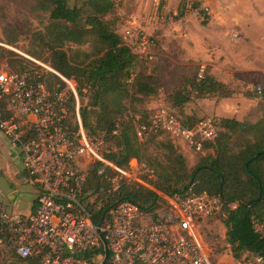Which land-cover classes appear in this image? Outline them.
<instances>
[{"label":"built area","instance_id":"built-area-1","mask_svg":"<svg viewBox=\"0 0 264 264\" xmlns=\"http://www.w3.org/2000/svg\"><path fill=\"white\" fill-rule=\"evenodd\" d=\"M155 2L160 21L177 16L178 10L160 15L167 0ZM186 6L201 21L208 18L205 7ZM120 30L122 40L134 52L152 58V42L143 23L127 20ZM230 38L236 42L240 35L232 31ZM28 58L40 67L21 71L0 67V132L18 148L26 180L38 188V194L28 214L12 212L0 201V247L7 245L20 258L38 249L42 264H92L84 255L99 247L103 252L107 249L108 264H217L197 235L195 223L224 216V200L218 194L196 191L192 185L182 192H157L166 204L154 217L143 214L132 201L120 199L110 208L105 224L92 221V212L83 201L91 163H97L96 175L107 182L108 192L127 182L151 188L148 180L154 170L136 158L125 166L107 159L103 135L90 137L82 127L75 83L48 64ZM43 72L54 74L63 85L49 86ZM202 73L201 67L197 76ZM255 91L263 93L259 86ZM70 96L74 100L71 120ZM133 127L138 139L158 133L201 153L204 142L213 140L219 129L211 116L184 127L164 104L150 109L143 120H135ZM251 222L254 231L264 235L263 224L253 218ZM97 257L96 264H101L104 254ZM241 263L264 264V256L250 254Z\"/></svg>","mask_w":264,"mask_h":264},{"label":"trees","instance_id":"trees-1","mask_svg":"<svg viewBox=\"0 0 264 264\" xmlns=\"http://www.w3.org/2000/svg\"><path fill=\"white\" fill-rule=\"evenodd\" d=\"M68 1L33 0L35 9L47 13V24L43 30L34 32L37 41L47 50L46 64L75 83L82 127L90 137L103 135L107 150L104 156L120 166H125L130 158L143 161L147 149L143 139L161 134L136 138L133 122L143 120L149 110L143 113L132 111L125 100L133 96L153 95L159 81L152 72L136 69L142 57L116 32L115 0H75L72 4ZM191 5L199 7L201 3L193 0ZM177 10L179 17L183 7L178 5ZM68 44H87L89 49L77 48L69 55L65 49ZM4 51L0 47V54ZM24 69L27 68L10 71ZM43 75L45 79L48 75L56 79H46L49 86L57 82L63 85L54 74L43 72ZM231 93L224 83L203 70L201 77L188 79L164 105L184 127L190 128L200 117L183 113L181 107L185 103L191 98L229 97ZM69 103L71 120L74 111L72 96ZM216 122L219 128L217 135L203 144L204 149L212 147L213 152L201 156L187 170L183 156L170 143L167 146L168 165L161 166L159 171L153 168L154 177L148 180L151 188L127 182L108 192L107 182L96 175L97 163H91L83 187V201L92 212V221L96 225L105 224L110 208L120 199L132 201L143 214L154 217L157 210L166 204L157 192H182L184 187L192 185L196 191L205 190L223 198L224 216L220 219L234 259H241L246 252L264 256V235L254 231L251 222L253 218L264 226V114L254 122L229 117H221ZM108 138L115 141L114 146H107ZM232 203H235L234 207H231ZM36 250L27 258L14 254V258L3 264H42L39 261L41 251ZM103 254L99 247L84 256L96 264L94 258ZM103 261L108 264V258H103Z\"/></svg>","mask_w":264,"mask_h":264},{"label":"rangeland","instance_id":"rangeland-1","mask_svg":"<svg viewBox=\"0 0 264 264\" xmlns=\"http://www.w3.org/2000/svg\"><path fill=\"white\" fill-rule=\"evenodd\" d=\"M74 2L75 0L68 1L69 4ZM192 2L193 0H177V4L183 7L184 14L165 21H160L157 16V4L153 0H129L123 5L120 0L117 2L116 8L123 7L124 10L123 13L116 14L115 28L117 24L125 23L130 14L140 19L141 15L147 16L146 20L150 24L145 31L152 42V58H141L136 69H143L146 73L152 72L159 81L158 89L153 95L133 96L126 99L125 104L131 107L132 111L139 113L167 104L169 96L179 91L188 79L195 78L202 67L216 80L224 83L232 92L231 96L222 98L216 109L212 105H205L206 101L201 102L199 106L196 100L201 98H191L181 107L183 113H192L198 117L211 116L215 119L221 117L212 114L221 113L239 121H257L264 114V0H200L201 6L209 13L203 24L197 15L187 11L186 5ZM139 4L140 9L136 10ZM166 5L159 10L160 15L172 11L170 7L167 9ZM45 24L47 13L35 9L33 0H0V42L6 44L0 45L6 50L0 54V67L9 71L40 67L28 57L48 63L47 50L34 36V32L43 30ZM232 31L240 35L236 42L230 38ZM77 48L89 49L87 44H68L65 47L69 55ZM46 79L56 80L51 75L46 76ZM257 86L263 90L262 94L255 91ZM86 95H83L84 101ZM143 141L147 149L142 160L156 171H159L161 166L168 165L167 146L170 143L175 151L183 156L187 170L192 168L201 156L213 152L212 147L204 149L202 153L189 150L171 142L165 135L148 137ZM114 143L113 139L108 138L106 144L114 146ZM2 171L0 169V200L7 204L12 193L14 200L7 204L9 208L12 211L27 213L32 200L38 194V188L27 182L18 186L12 185ZM221 224L223 223L218 218L203 220L195 223V230L201 242L210 250V259L217 264H227L226 260L224 261L227 257L223 256L226 246ZM14 254L7 245L1 246L0 264L14 258ZM222 256L224 263L220 261ZM99 260V257L94 258L95 262Z\"/></svg>","mask_w":264,"mask_h":264},{"label":"crops","instance_id":"crops-1","mask_svg":"<svg viewBox=\"0 0 264 264\" xmlns=\"http://www.w3.org/2000/svg\"><path fill=\"white\" fill-rule=\"evenodd\" d=\"M116 3L119 1V0H115ZM121 1V4L123 5L124 2L126 1H129V0H120ZM155 1V0H153ZM197 1H200V0H197ZM201 3V2H200ZM120 4V2H119ZM152 5L154 6V4L152 3ZM178 5L177 4V0H168V3L166 5V8L168 9L169 7L171 8L172 11H177V8H178ZM140 4L136 7V10H139L140 9ZM123 7H120L119 9H117V13L118 15L123 13V10H122ZM155 8V7H154ZM176 8V10L174 9ZM144 15H141V19L139 17H136L135 15L133 14H130L129 15V18L128 20H134V21H138V22H141L144 24V28H146L150 22H148L146 19V15L143 17ZM127 21V20H126ZM120 26L119 24H117L116 26V32L120 35ZM222 98H228V97H221V98H217L215 97L214 99H210V98H201L200 100L198 98L197 103L199 106H201V102H204L206 103L205 105H212V107L214 109H216L218 107V103L222 100ZM214 116H219V117H227L226 115H222L221 113L218 114V113H214L212 114ZM0 166H3V167H0V169H2V173L5 174V178L6 180H9V182L12 184V185H20L22 182H27L28 184H30L27 180H26V176H25V172L22 168V163H21V157H20V152L18 150V148L16 147H13L11 146L10 142L8 141V139L0 132ZM16 179V180H15ZM16 181V183L14 182ZM32 185V184H30ZM33 186V185H32ZM15 191H17V189H14ZM14 191V192H15ZM9 202L8 203H11L13 202L14 200V194L10 193L9 197ZM1 202H4L5 201H2L0 200ZM35 202H36V197L32 200V203H31V206H30V209L27 213H23V212H18V211H12L9 206L6 204V206L8 207V209L12 212H18V213H21V214H28L32 208L34 207L35 205ZM222 225V232H223V235H224V241H225V246H226V252L223 256H226L227 258L224 259L225 263L227 264H242L241 261L244 257H246L247 255H250V253H244L241 257V259H234L229 251V247H228V243L226 242V236H225V227L223 224ZM219 253H217L218 255ZM223 256L220 257V261L224 263L223 261Z\"/></svg>","mask_w":264,"mask_h":264},{"label":"water","instance_id":"water-1","mask_svg":"<svg viewBox=\"0 0 264 264\" xmlns=\"http://www.w3.org/2000/svg\"><path fill=\"white\" fill-rule=\"evenodd\" d=\"M184 189H185V187H184ZM107 257H108V251H107V249L105 248V249H104V258H107ZM101 264H104V261H103Z\"/></svg>","mask_w":264,"mask_h":264}]
</instances>
